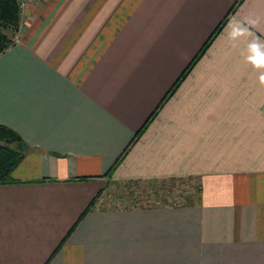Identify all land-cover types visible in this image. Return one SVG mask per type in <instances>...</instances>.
<instances>
[{
    "label": "crops",
    "instance_id": "crops-1",
    "mask_svg": "<svg viewBox=\"0 0 264 264\" xmlns=\"http://www.w3.org/2000/svg\"><path fill=\"white\" fill-rule=\"evenodd\" d=\"M237 1H28L0 52V125L24 144L0 264H264V0ZM170 177L195 202L87 210Z\"/></svg>",
    "mask_w": 264,
    "mask_h": 264
},
{
    "label": "trees",
    "instance_id": "trees-1",
    "mask_svg": "<svg viewBox=\"0 0 264 264\" xmlns=\"http://www.w3.org/2000/svg\"><path fill=\"white\" fill-rule=\"evenodd\" d=\"M241 2L242 0H238L236 2L234 7L231 9V14L236 11ZM18 6L19 4L17 0H0V52L5 51L11 46V44H13V33H15V31H17L20 27L21 11ZM228 18L229 16H226L221 22L209 41L202 47L200 54L191 62V64H189L187 69L181 74V77L172 86V89L165 95L153 115L143 124L142 129L136 133L134 140L140 138L148 129L150 123L154 120L158 112L178 90V86L182 83V81L186 79L190 70L197 63L196 61L206 52L207 48L217 37V34L225 27ZM22 143L23 141L17 132L11 128L0 125V183H10L13 181L14 171L24 159V144ZM194 179L195 178L192 177H170L169 179L144 181L131 180V182L126 184V187L130 190V193L128 192V194L134 195L136 192H139V197L153 195V197L156 198L155 205H152L150 200H147V202L140 206H170L182 203L191 204L195 202L197 195L201 192V189L198 188L195 194H191L188 192V189V191L186 189H182V185H186L188 182L194 181ZM100 193L90 203L91 205L87 210L95 206V202ZM161 201H164L165 203H160Z\"/></svg>",
    "mask_w": 264,
    "mask_h": 264
},
{
    "label": "rangeland",
    "instance_id": "rangeland-1",
    "mask_svg": "<svg viewBox=\"0 0 264 264\" xmlns=\"http://www.w3.org/2000/svg\"><path fill=\"white\" fill-rule=\"evenodd\" d=\"M182 187V189H188L189 191H187L191 194H195L196 190L199 188L196 179L188 182L186 185H182ZM128 192L130 193V190L126 187L125 183H111L103 192L100 193L97 203L102 208L130 207L136 204L142 205L147 202V200H150L152 205H155L156 203V198L153 197V195L139 197V192H136L134 195L128 194ZM160 203L165 202L161 201Z\"/></svg>",
    "mask_w": 264,
    "mask_h": 264
},
{
    "label": "built area",
    "instance_id": "built-area-1",
    "mask_svg": "<svg viewBox=\"0 0 264 264\" xmlns=\"http://www.w3.org/2000/svg\"><path fill=\"white\" fill-rule=\"evenodd\" d=\"M18 1V4H19V8H20V11H21V14L23 13L24 9L27 7L26 5H28V1L29 0H17Z\"/></svg>",
    "mask_w": 264,
    "mask_h": 264
},
{
    "label": "clouds",
    "instance_id": "clouds-1",
    "mask_svg": "<svg viewBox=\"0 0 264 264\" xmlns=\"http://www.w3.org/2000/svg\"><path fill=\"white\" fill-rule=\"evenodd\" d=\"M252 47H253V48H256V47H257V45H252ZM257 62L259 63V60H258Z\"/></svg>",
    "mask_w": 264,
    "mask_h": 264
},
{
    "label": "snow or ice",
    "instance_id": "snow-or-ice-1",
    "mask_svg": "<svg viewBox=\"0 0 264 264\" xmlns=\"http://www.w3.org/2000/svg\"><path fill=\"white\" fill-rule=\"evenodd\" d=\"M261 59H264V58H261Z\"/></svg>",
    "mask_w": 264,
    "mask_h": 264
}]
</instances>
